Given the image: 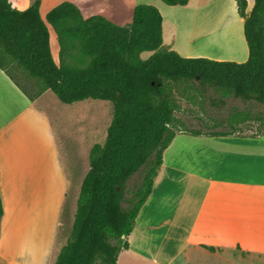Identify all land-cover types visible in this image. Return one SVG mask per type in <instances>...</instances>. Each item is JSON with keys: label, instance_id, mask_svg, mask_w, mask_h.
Wrapping results in <instances>:
<instances>
[{"label": "crops", "instance_id": "crops-1", "mask_svg": "<svg viewBox=\"0 0 264 264\" xmlns=\"http://www.w3.org/2000/svg\"><path fill=\"white\" fill-rule=\"evenodd\" d=\"M231 1L237 5L236 0ZM161 2L95 0L88 2L95 8L87 14L77 7L84 19L102 16L117 26L127 27L133 22L136 6L153 5L163 17V46L184 58H230L237 63L248 60L245 20L238 16V7V14L233 12L234 15L230 4L220 6L217 0H190L184 7ZM31 5L27 0L12 3L18 10ZM189 11L196 13L194 31L204 30V38L214 33L217 39L228 29L222 26L223 15L205 28H200L201 19L224 11L235 32L232 48L229 46L226 53L182 49L174 23L180 14ZM188 27L191 26H184ZM50 42L52 51V38ZM54 51L53 57L60 64V45ZM18 90L0 69V196L4 211L0 264H27L25 254L40 255L37 259L41 264H55L64 246L57 248V238L71 185L58 139L63 128L59 125L58 129L53 116L59 123L63 121L54 114L55 102L49 97L53 92L45 91L31 100ZM238 114L245 116L241 119ZM246 116L236 113L229 124L221 122L219 126L227 125L232 128L230 131H177L167 149L168 157L164 153L152 194L128 239L130 248L120 254L117 264H247L235 261L231 252L236 250L264 257V135L241 133L238 128L250 119ZM156 198L162 208L147 212ZM160 227L164 230L158 232Z\"/></svg>", "mask_w": 264, "mask_h": 264}, {"label": "trees", "instance_id": "trees-1", "mask_svg": "<svg viewBox=\"0 0 264 264\" xmlns=\"http://www.w3.org/2000/svg\"><path fill=\"white\" fill-rule=\"evenodd\" d=\"M161 1L171 7L190 2ZM236 2L240 17L247 18L249 58L244 63L184 58L163 46V17L153 5L136 6L133 22L120 27L102 16L84 19L75 4L64 2L47 16L60 45L58 64L41 16L42 0L26 10L0 0V69L6 72V62L16 64L38 82L40 92H53L65 105L92 99L113 106L105 142L91 148L71 235L55 264H117L130 248L128 239L177 135L173 88L197 83L202 96L211 88L220 95L213 99L217 106L228 97L264 105V0H255L250 12L247 0ZM78 46L91 59L86 68L70 64ZM145 52L152 54L143 59ZM6 74L33 100L17 78ZM259 121L264 127V118ZM142 170L140 184L127 199L128 182ZM3 214L0 196V224Z\"/></svg>", "mask_w": 264, "mask_h": 264}, {"label": "rangeland", "instance_id": "rangeland-1", "mask_svg": "<svg viewBox=\"0 0 264 264\" xmlns=\"http://www.w3.org/2000/svg\"><path fill=\"white\" fill-rule=\"evenodd\" d=\"M15 1L24 3L26 0H12V3L15 4ZM27 1H31L33 3L35 0ZM89 1L93 2L95 0H42L40 11L42 18L45 20L50 29L51 38L54 43V45H52V51H54L56 47H59V43L53 27L47 22V16L50 11L64 2H71L78 7H81L85 14H87L88 11H93L95 8L92 5H88ZM142 1L152 4L153 0ZM248 1L250 2V5L248 7V9L250 10L253 8L254 0ZM217 3L221 4L220 6H227L230 4V9H235L232 11V13H237V5L236 3L233 4L231 0H217ZM249 10L248 12H250ZM165 14L166 13L164 12V15ZM222 14V26H225V28H229L234 35L235 32L232 27V20L229 19L224 11ZM233 14L235 15V13ZM194 15H196L195 12L193 13L189 11L180 14L178 16V19H176L174 25L179 34V42H181L180 38L183 37V25L191 27L196 26L194 24ZM205 15L206 14H204L203 16ZM238 16L240 17V15ZM219 23L221 24V22ZM229 46L231 47V45ZM181 47L185 51L189 50L185 48L187 47V45ZM212 47L215 50H220L226 53L225 47L216 48L215 46H211V48ZM190 52L195 53L196 51L191 50ZM205 53H208V51H206ZM151 54L152 53L150 52H145L142 54V58L147 59L149 58V56H151ZM225 57H227V55ZM229 59L230 58H227V60L225 61H230ZM90 62L91 59L83 53L82 48L79 46L77 51L73 52L72 59L70 60V64L76 68H86L90 65ZM4 68L6 69L5 73L13 75L18 79V81H20L24 88H26L29 94L33 97V100H36L40 96V94L43 93L40 92L38 82L27 78L24 75L23 71L16 64L6 62L4 64ZM15 88L16 90L19 89L16 85ZM200 88L201 87H199L197 83H191L190 85L184 84L172 89V99L176 106L174 125L177 131L191 129L200 131H210L214 129L218 131H230L232 128L227 125L219 126L221 122L229 124L228 120L232 119V117L235 116L236 113H244L248 115L245 118L248 117L250 119L242 125L243 127L238 128L240 129L241 133L252 135L259 133V131L264 132V127L261 126V121H259L261 120V118H264V105L257 104L255 102H244L241 99L228 97L226 99V105L217 106L214 104L213 99L217 101V98H219L220 95L216 94L213 89L208 88L209 90H207V95L202 96L201 92L199 91ZM49 97L55 102V105L53 106V110L55 111L54 114H56V116H59V118L63 121L59 123V121L55 120V117L53 116V121L55 124L57 123L58 129L63 128L61 133L59 132L60 134H58V139L62 145L61 151L63 153V161L65 163V167L68 171L71 181L67 199L65 204L63 205L60 217V226L57 238V248L59 249L63 245H65L70 238L80 189L83 179L90 167V150L94 144H102L105 142L107 130L112 121L113 106L110 102L92 99L77 102L72 105H65L60 102L56 96L52 95V93H50ZM50 104L52 103L50 102ZM244 116L245 115L240 116V118L243 119ZM59 125H61L60 128ZM214 125H217V127H214ZM167 152L168 151L166 150V157H168ZM142 176L143 170L136 174L128 182L126 188L127 199L132 196L135 187L140 184ZM154 200L155 201H153V203L149 205V209L147 210V212H150L152 210L156 211V208H162V204L157 201V198ZM164 211L169 212V208L164 207ZM163 230L164 227H160L158 232ZM231 255L234 257L235 261L241 263L264 264V257L247 255L246 253H243L239 250L232 251ZM39 256L40 255L38 254H25L24 258L26 259L27 264H41V261L39 262L37 259Z\"/></svg>", "mask_w": 264, "mask_h": 264}, {"label": "bare ground", "instance_id": "bare-ground-1", "mask_svg": "<svg viewBox=\"0 0 264 264\" xmlns=\"http://www.w3.org/2000/svg\"><path fill=\"white\" fill-rule=\"evenodd\" d=\"M222 15L223 14L220 11H218L217 13L215 11V13L211 15V17H206V18L203 17L204 19H201L202 21L200 24V28H205L206 26H208V23H210V21L212 20L217 22V20L221 19ZM195 16L196 15H194V17ZM184 26L185 25H183V34H182L183 37L180 38V41L182 42V44L184 43V45H187L186 48L189 49V51L191 50L196 52L208 51L209 53H215L217 51H220V50H215L213 47L211 48V46H215L216 48L225 47L226 50L229 48V45L232 43V36H234L232 31L228 28L226 29V31H224L225 34L220 39H217L218 37H216L214 33L204 38L203 37L204 30L194 31L196 27H190L187 29L184 28ZM205 40L207 41V43L203 44Z\"/></svg>", "mask_w": 264, "mask_h": 264}, {"label": "water", "instance_id": "water-1", "mask_svg": "<svg viewBox=\"0 0 264 264\" xmlns=\"http://www.w3.org/2000/svg\"><path fill=\"white\" fill-rule=\"evenodd\" d=\"M245 21L247 20V18L244 19Z\"/></svg>", "mask_w": 264, "mask_h": 264}]
</instances>
